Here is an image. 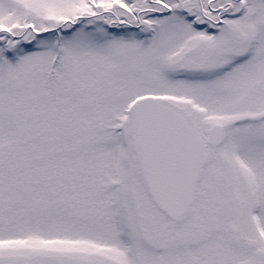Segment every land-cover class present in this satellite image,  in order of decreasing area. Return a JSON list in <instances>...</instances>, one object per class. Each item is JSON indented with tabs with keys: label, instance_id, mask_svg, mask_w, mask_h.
<instances>
[{
	"label": "snow or ice",
	"instance_id": "1",
	"mask_svg": "<svg viewBox=\"0 0 264 264\" xmlns=\"http://www.w3.org/2000/svg\"><path fill=\"white\" fill-rule=\"evenodd\" d=\"M0 264H264V0H0Z\"/></svg>",
	"mask_w": 264,
	"mask_h": 264
}]
</instances>
